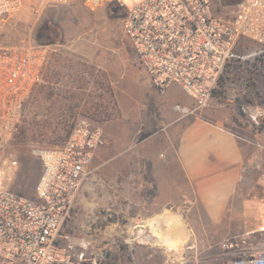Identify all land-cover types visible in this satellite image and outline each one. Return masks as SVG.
Instances as JSON below:
<instances>
[{
  "label": "rangeland",
  "instance_id": "obj_1",
  "mask_svg": "<svg viewBox=\"0 0 264 264\" xmlns=\"http://www.w3.org/2000/svg\"><path fill=\"white\" fill-rule=\"evenodd\" d=\"M122 1V11L126 13L140 0ZM238 1L212 0V9L230 16L237 11ZM110 5L92 0H30L0 19V50L10 45L40 43L46 26L60 33L43 80L24 106L17 131L0 142V186L35 198L43 170L40 151L64 145L81 118L96 126L113 120L116 113L121 115L119 103L129 113L126 125L135 131V142L142 141L152 127L132 77L140 66L124 31V13H113ZM255 47L244 40L238 52L249 54ZM206 108L227 120V125L241 140L252 143L258 154L239 192L257 202L259 226L245 217L228 221L229 227L216 226L193 204V197L181 191L178 198L174 196L175 204H168L162 228H157L154 221H146L142 227L131 229L135 230L131 235L130 216L145 219L151 213L138 212L135 206L128 208L129 182L123 180V168L117 181L113 180L106 151L94 158L93 173L84 181L61 231L71 237L92 235L95 242L108 248L106 264H233L241 255L263 249L264 58L226 66ZM257 110L261 114L254 121L250 115ZM133 195L137 201L143 200L147 191L136 189ZM241 200L237 196L233 208L241 209ZM255 227L258 230L254 231ZM161 234L168 241L162 240ZM225 242H234L233 248L225 249Z\"/></svg>",
  "mask_w": 264,
  "mask_h": 264
},
{
  "label": "built area",
  "instance_id": "obj_2",
  "mask_svg": "<svg viewBox=\"0 0 264 264\" xmlns=\"http://www.w3.org/2000/svg\"><path fill=\"white\" fill-rule=\"evenodd\" d=\"M26 1L0 0V19ZM92 1L125 8L122 0ZM236 6L228 16L213 10L212 0H140L122 11L136 61L160 92L179 86L197 111L213 100L226 66L264 58V0H240ZM244 40L256 46L245 55L238 52ZM52 46L40 42L0 50V142L17 131L24 106L49 67ZM260 114L250 116L256 121ZM104 143L103 130L81 118L64 145L40 151L43 170L35 198L0 186V264H106L108 248L92 235L71 237L61 231ZM140 222L135 229L146 223ZM233 246L223 244L227 250ZM233 264H264V248Z\"/></svg>",
  "mask_w": 264,
  "mask_h": 264
},
{
  "label": "crops",
  "instance_id": "obj_3",
  "mask_svg": "<svg viewBox=\"0 0 264 264\" xmlns=\"http://www.w3.org/2000/svg\"><path fill=\"white\" fill-rule=\"evenodd\" d=\"M139 66L132 77L137 81L135 86L148 109L152 127L142 141L135 142V131L126 125L129 113L119 103L122 116L115 112L117 117L99 126L105 145L93 157L94 160L109 152L113 180L116 182L122 173L123 180L129 182L128 208L135 206L138 212L151 213L145 219L131 215L130 234H135L131 229L139 221H154L157 228H162L168 204L174 205V196L178 198L181 191L191 195L193 204L216 226L227 227L228 221L241 217L259 226L257 202L239 192L248 167L254 165L258 156L253 144L241 140L227 120L211 113V108L194 110L193 99L179 86L173 84L160 92L148 72ZM136 189H146L144 201L136 200ZM165 196L170 198L165 201ZM237 196L242 197L241 209L233 208ZM228 213L231 214L227 216ZM256 227L252 229L258 230ZM150 234L156 238L152 231Z\"/></svg>",
  "mask_w": 264,
  "mask_h": 264
},
{
  "label": "trees",
  "instance_id": "obj_4",
  "mask_svg": "<svg viewBox=\"0 0 264 264\" xmlns=\"http://www.w3.org/2000/svg\"><path fill=\"white\" fill-rule=\"evenodd\" d=\"M44 44H55L60 42V33L59 31L54 27H49L47 29V34L42 37L41 40Z\"/></svg>",
  "mask_w": 264,
  "mask_h": 264
},
{
  "label": "flooded vegetation",
  "instance_id": "obj_5",
  "mask_svg": "<svg viewBox=\"0 0 264 264\" xmlns=\"http://www.w3.org/2000/svg\"><path fill=\"white\" fill-rule=\"evenodd\" d=\"M111 6V11L113 12V13H121V14H123L124 12H122L118 7H116V6H113V5H110ZM49 28V26H46L45 28H44V30L41 32V34H40V40H42L41 38L42 37H44L46 34H47V29Z\"/></svg>",
  "mask_w": 264,
  "mask_h": 264
},
{
  "label": "bare ground",
  "instance_id": "obj_6",
  "mask_svg": "<svg viewBox=\"0 0 264 264\" xmlns=\"http://www.w3.org/2000/svg\"><path fill=\"white\" fill-rule=\"evenodd\" d=\"M171 227H172V226H171ZM173 229L176 230V227H174ZM173 229H172L171 231H174ZM171 231L169 232L170 234H171ZM161 235H162V234H161ZM162 236H163V237H161L162 240H164V241L167 240V238L164 237V235H162ZM167 241H168V240H167Z\"/></svg>",
  "mask_w": 264,
  "mask_h": 264
}]
</instances>
